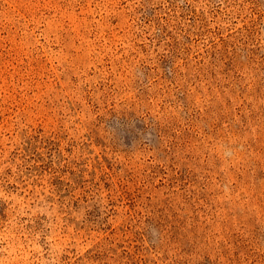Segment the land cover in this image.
<instances>
[{"label": "rangeland", "instance_id": "374dc122", "mask_svg": "<svg viewBox=\"0 0 264 264\" xmlns=\"http://www.w3.org/2000/svg\"><path fill=\"white\" fill-rule=\"evenodd\" d=\"M0 264H264V0H0Z\"/></svg>", "mask_w": 264, "mask_h": 264}]
</instances>
